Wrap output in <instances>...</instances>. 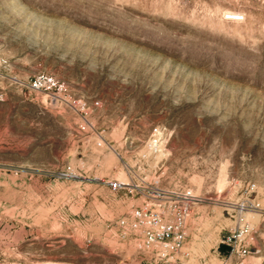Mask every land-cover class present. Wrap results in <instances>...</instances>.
Listing matches in <instances>:
<instances>
[{"label": "rangeland", "instance_id": "rangeland-1", "mask_svg": "<svg viewBox=\"0 0 264 264\" xmlns=\"http://www.w3.org/2000/svg\"><path fill=\"white\" fill-rule=\"evenodd\" d=\"M158 189L198 197L168 262L117 226ZM239 219L264 222V0H0V264H239Z\"/></svg>", "mask_w": 264, "mask_h": 264}, {"label": "built area", "instance_id": "built-area-1", "mask_svg": "<svg viewBox=\"0 0 264 264\" xmlns=\"http://www.w3.org/2000/svg\"><path fill=\"white\" fill-rule=\"evenodd\" d=\"M228 14L232 19L243 17L237 12ZM32 86L61 98L67 90L65 83L47 73L38 75ZM94 104H99V101ZM111 184L118 187L117 182ZM197 201L192 189L153 191L141 205L118 219V233L123 239H131L141 253L154 261L176 260L186 243L189 218ZM248 207L245 204L242 209ZM254 239L251 226L239 223L224 235L222 242L228 246L230 256L245 257L252 252Z\"/></svg>", "mask_w": 264, "mask_h": 264}, {"label": "crops", "instance_id": "crops-1", "mask_svg": "<svg viewBox=\"0 0 264 264\" xmlns=\"http://www.w3.org/2000/svg\"><path fill=\"white\" fill-rule=\"evenodd\" d=\"M239 222H241L240 219L238 220V223ZM140 263L141 262H139V264ZM239 264H264V222L262 224V229L256 234L252 252L245 256Z\"/></svg>", "mask_w": 264, "mask_h": 264}, {"label": "trees", "instance_id": "trees-1", "mask_svg": "<svg viewBox=\"0 0 264 264\" xmlns=\"http://www.w3.org/2000/svg\"><path fill=\"white\" fill-rule=\"evenodd\" d=\"M220 248H221L222 251H227L228 250V246L226 244H224V243L220 245Z\"/></svg>", "mask_w": 264, "mask_h": 264}]
</instances>
